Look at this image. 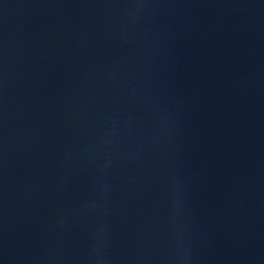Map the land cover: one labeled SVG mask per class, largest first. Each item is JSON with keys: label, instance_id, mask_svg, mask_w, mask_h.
Segmentation results:
<instances>
[{"label": "water", "instance_id": "water-1", "mask_svg": "<svg viewBox=\"0 0 264 264\" xmlns=\"http://www.w3.org/2000/svg\"><path fill=\"white\" fill-rule=\"evenodd\" d=\"M0 264H264V0H0Z\"/></svg>", "mask_w": 264, "mask_h": 264}]
</instances>
